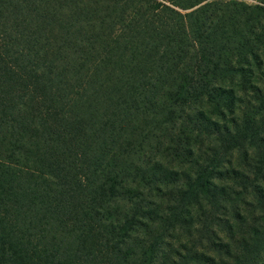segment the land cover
Here are the masks:
<instances>
[{"label": "trees", "instance_id": "obj_1", "mask_svg": "<svg viewBox=\"0 0 264 264\" xmlns=\"http://www.w3.org/2000/svg\"><path fill=\"white\" fill-rule=\"evenodd\" d=\"M0 264H264V0H0Z\"/></svg>", "mask_w": 264, "mask_h": 264}, {"label": "rangeland", "instance_id": "obj_2", "mask_svg": "<svg viewBox=\"0 0 264 264\" xmlns=\"http://www.w3.org/2000/svg\"><path fill=\"white\" fill-rule=\"evenodd\" d=\"M251 1V0H250Z\"/></svg>", "mask_w": 264, "mask_h": 264}]
</instances>
